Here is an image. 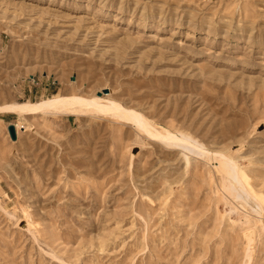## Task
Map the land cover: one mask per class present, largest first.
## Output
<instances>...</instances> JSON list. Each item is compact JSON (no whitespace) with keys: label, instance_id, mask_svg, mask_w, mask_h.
I'll list each match as a JSON object with an SVG mask.
<instances>
[{"label":"rangeland","instance_id":"obj_1","mask_svg":"<svg viewBox=\"0 0 264 264\" xmlns=\"http://www.w3.org/2000/svg\"><path fill=\"white\" fill-rule=\"evenodd\" d=\"M54 95L180 140L0 112V264H264V0H0V105Z\"/></svg>","mask_w":264,"mask_h":264},{"label":"bare ground","instance_id":"obj_2","mask_svg":"<svg viewBox=\"0 0 264 264\" xmlns=\"http://www.w3.org/2000/svg\"><path fill=\"white\" fill-rule=\"evenodd\" d=\"M85 109L98 113H109L112 116L133 122L139 130L152 137H164L167 138L166 140H180V138L173 135L164 136L157 130H154V128L151 127V124L139 112L126 109L115 101H105L104 97L97 95L91 96L89 98L79 95H54L53 97L41 99L36 102H12L0 105V112L19 115H27L38 112L45 113L48 111L74 112L77 114ZM13 125L16 128L17 134L19 135V125L15 123Z\"/></svg>","mask_w":264,"mask_h":264},{"label":"water","instance_id":"obj_3","mask_svg":"<svg viewBox=\"0 0 264 264\" xmlns=\"http://www.w3.org/2000/svg\"><path fill=\"white\" fill-rule=\"evenodd\" d=\"M9 132L13 139H15V127L13 124L9 125Z\"/></svg>","mask_w":264,"mask_h":264}]
</instances>
